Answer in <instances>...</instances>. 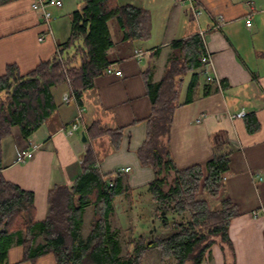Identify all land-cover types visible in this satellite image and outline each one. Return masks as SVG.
<instances>
[{
  "label": "crops",
  "instance_id": "obj_1",
  "mask_svg": "<svg viewBox=\"0 0 264 264\" xmlns=\"http://www.w3.org/2000/svg\"><path fill=\"white\" fill-rule=\"evenodd\" d=\"M34 2L11 0L0 6V76L10 65H15L22 75L30 73L40 63L51 60L58 46L69 39L71 14L76 11L66 14L69 0L62 8L50 9L55 18L49 23L41 11L32 8ZM120 3L149 11L151 38L138 43L120 40L118 44L113 37L115 46L109 51V58L122 76L106 72L97 76L93 88L83 94L82 105L75 100L64 101L65 96L72 98L69 84L53 88L57 110L29 139L23 137L18 125L13 126L1 142L4 178L33 193L35 219L42 223L49 215L50 192L57 186L74 185L91 148L103 181L118 190L113 199V218L116 216L121 223L124 212L134 209L133 196L136 201L144 196V206L151 207L149 204L154 202L148 187L155 173L141 165L137 154L146 140L152 114L147 82L155 90L179 54L172 44L198 35L204 57L210 54L211 61L205 70L188 72L182 79L169 153L176 168L184 170L211 160L217 144L231 148L222 197H229L239 211L229 225L233 248L217 240L205 262L211 253L212 264H264V0ZM249 16L251 27L247 26ZM110 32L113 33L111 28ZM41 36L43 41L39 40ZM137 49L144 51L143 58L136 56ZM208 76L217 82L209 83ZM242 109L247 116L234 119L233 114ZM202 115V121L197 123ZM78 116L79 129L68 136L66 131ZM95 121L122 131L118 149L109 136L94 139L87 133ZM22 149L34 151L33 158L20 161ZM87 211L93 212V207L85 209L84 217ZM91 225L90 221L89 228ZM120 227L123 228L122 223ZM0 231L5 233L6 228ZM9 238L6 264H57L52 253L29 260L22 236L12 233ZM43 243L38 238L35 248Z\"/></svg>",
  "mask_w": 264,
  "mask_h": 264
},
{
  "label": "trees",
  "instance_id": "obj_2",
  "mask_svg": "<svg viewBox=\"0 0 264 264\" xmlns=\"http://www.w3.org/2000/svg\"><path fill=\"white\" fill-rule=\"evenodd\" d=\"M11 0H0V6ZM71 34L58 46L54 57L22 75L10 65L0 76V264H6L9 236L19 234L28 248V259L52 253L57 264H141L144 253L161 250V260L175 264H203L209 249L220 241L232 247L229 225L239 216L229 197H222L223 178L229 171L231 148L215 146L211 160L178 170L169 153L173 115L179 105L181 82L188 72L202 68L204 46L198 35L176 41L174 57L155 90L147 82L152 101L147 137L138 150L142 166L151 168L155 179L149 192L156 212L188 214L187 223L170 224L162 216L164 229L171 232L151 243L139 241L132 254L122 258L117 236L112 233L115 187L105 183L98 170L95 151L89 149L82 162V173L72 187H55L49 195L50 211L42 223L36 222L34 195L7 181L2 174L1 142L18 125L29 139L57 110L53 88L69 84L72 97L82 105L83 94L93 88L94 79L113 64L109 51L115 46L109 23L116 21L123 41H147L151 38L148 10L120 0H83L82 7L71 14ZM210 83V82H209ZM256 130L253 127V131ZM87 133L94 139L109 136L115 149L122 131L93 122ZM77 197H79L77 199ZM208 198L220 200V209H212ZM93 207L94 220L86 239L82 236L85 209ZM218 237V239H216ZM38 238L43 245L36 247ZM211 240V241H209Z\"/></svg>",
  "mask_w": 264,
  "mask_h": 264
},
{
  "label": "rangeland",
  "instance_id": "obj_3",
  "mask_svg": "<svg viewBox=\"0 0 264 264\" xmlns=\"http://www.w3.org/2000/svg\"><path fill=\"white\" fill-rule=\"evenodd\" d=\"M124 2H130L135 0H123ZM70 6L66 7V14L67 12L70 14L74 10L79 9L82 7L83 0H69ZM63 3L65 4V0H63ZM110 28L112 30V38L114 37L115 42L121 43L123 40L122 32L119 28V25L116 21L110 22ZM156 37L160 38L162 36L156 35ZM121 40V41H120ZM149 41V40H148ZM138 43V41H135ZM142 42V41H139ZM146 42V41H145ZM147 44H150L149 42ZM142 199L136 201V197L133 196L132 201L134 209L131 211H125L122 218V226L120 227L121 223L119 222V219L115 216L111 217V227H112V233H114L117 236V239L119 241L121 253L120 256L122 258L126 257L128 254L133 253V249L136 246V244L139 241H143L144 243H151L154 238L156 237H163L164 235H167L171 232L170 229H164L162 227V216L168 218L171 225L174 223H187L189 220V215H178L173 214L171 212L165 213V215H159L156 212L155 205L149 204L150 206H144V196H141ZM210 201L212 209L218 210L220 209V200L211 199L208 198ZM90 213V214H89ZM94 213L93 212H86L85 214V224L83 225V236L86 238L87 233L90 231L91 226L89 228L90 221L94 220ZM218 239V237H216ZM211 241V240H209ZM208 253V252H207ZM207 255V254H206ZM161 250L158 248H153L147 250L144 255L141 258V264H175V261L173 259H166L161 260ZM206 260V256H205ZM203 262V264H212V254L210 253L208 256V262ZM186 264H191V262H187Z\"/></svg>",
  "mask_w": 264,
  "mask_h": 264
},
{
  "label": "built area",
  "instance_id": "obj_4",
  "mask_svg": "<svg viewBox=\"0 0 264 264\" xmlns=\"http://www.w3.org/2000/svg\"><path fill=\"white\" fill-rule=\"evenodd\" d=\"M63 0H35V2L32 5V8L35 11H41L42 12V16L43 19L46 23H49L50 21H52L55 17L52 13V11L50 10L51 8L55 7V8H62L63 7ZM223 18H220V21H222ZM247 26L251 27L252 26V17L249 16L247 17ZM40 41L44 40V36H41L39 38ZM135 54L138 58H143L144 57V51L142 50H136ZM211 61V57L210 54H208V56H205L203 58V62L208 65ZM106 73H114L116 76H122V72L120 70H118L115 65H110L109 67H107V69L105 70ZM209 82H217L216 79H214L211 76L207 77ZM72 100H75L74 97H69V96H65L64 97V101L66 103L71 102ZM247 116V112L242 109L240 112L233 114V118L234 119H242L245 118ZM204 115H202L201 117H199L196 122L200 123L203 119ZM80 122H81V116H78L75 121H73V123L71 124V127L66 131V134L68 136H73L77 130L79 129L80 126ZM36 147V146H35ZM34 156V151H29L27 149H22L20 152V161L25 162L26 160H31ZM110 186H113L112 183H110Z\"/></svg>",
  "mask_w": 264,
  "mask_h": 264
},
{
  "label": "water",
  "instance_id": "obj_5",
  "mask_svg": "<svg viewBox=\"0 0 264 264\" xmlns=\"http://www.w3.org/2000/svg\"><path fill=\"white\" fill-rule=\"evenodd\" d=\"M83 141H86V137L85 134L83 133ZM163 215H165V212L162 213ZM165 221V219H163V222Z\"/></svg>",
  "mask_w": 264,
  "mask_h": 264
}]
</instances>
